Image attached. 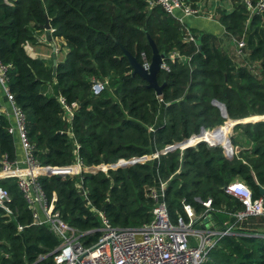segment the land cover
Here are the masks:
<instances>
[{
    "label": "trees",
    "instance_id": "16d2710c",
    "mask_svg": "<svg viewBox=\"0 0 264 264\" xmlns=\"http://www.w3.org/2000/svg\"><path fill=\"white\" fill-rule=\"evenodd\" d=\"M184 1L194 6L198 0ZM230 1L231 9L217 8L216 19L229 38L244 40L241 63L223 50L215 35L187 30L154 0H0V60L7 65L6 84L14 104L25 113L39 166L69 167L76 162L84 168L111 166L188 139V144L204 140L222 145L211 148L200 142L129 167L40 177L45 195L55 198L54 207L69 226L81 233L97 229L94 210H99L113 227L140 228L152 219L149 193L162 182L172 222L179 215L185 218L181 201L199 215L205 208L197 200L210 199L215 227L234 224L232 233L219 237L202 264H264V220L236 221L232 214L243 207L224 192L239 179L254 199L260 197L264 120L234 126L240 135L232 138L229 121L213 130L228 118L264 114V10L250 12L246 0ZM45 15L52 39L64 41L59 51L66 50L54 74L52 58L31 57L25 50L45 32ZM188 32L195 41L186 40ZM146 34L165 53L168 69L157 75L158 83L164 84L160 95L131 73L123 53V48L128 50L141 64L143 53L150 61ZM173 52L178 56L171 57ZM253 63L259 70L252 69ZM93 80L106 81L99 95L91 92ZM45 87L51 91L46 93ZM59 96L76 104L70 120L64 117ZM214 101L224 105L227 116ZM8 125L0 114V154L13 161L16 152ZM201 129L210 131L191 138ZM237 139L252 147L244 148ZM0 187L9 192L13 213L8 221L0 209V264H54L50 254L58 239L46 225L32 224L15 180H1Z\"/></svg>",
    "mask_w": 264,
    "mask_h": 264
},
{
    "label": "built area",
    "instance_id": "2783aa9c",
    "mask_svg": "<svg viewBox=\"0 0 264 264\" xmlns=\"http://www.w3.org/2000/svg\"><path fill=\"white\" fill-rule=\"evenodd\" d=\"M154 3L160 5L165 12L180 22L184 17H196L202 14L199 4L196 3L193 6L184 0H154ZM246 6L250 12L260 13L264 10V0H257L254 4L246 0ZM177 12L180 15H177ZM188 35L187 41H195L189 32ZM233 41L235 54L244 56V40L233 39ZM175 56H178L177 52L171 54V57ZM142 60V65L148 67L150 61L143 53ZM6 69L7 65L0 60V85L11 106L13 116L12 122L7 119L9 125L6 131L14 138V147L19 143L21 157L10 161L6 155L0 154V181L15 180L30 211L32 224L46 225L58 239L59 245L50 254L54 264H202L208 252L216 246L219 237L231 234L235 229L234 224L231 223L224 225L221 229L215 227L213 221L206 224L209 213L213 211L210 199L205 202L197 200L205 208V211L199 215L193 207L181 201L185 218L179 215L176 221L172 222L164 201L165 183L162 182H159L158 186L152 188L149 193L153 201L152 219L140 228L113 227L105 213L99 210H94L99 221L97 229L81 233L69 226L62 219L60 212L55 209V198L49 200L45 195L39 178L53 175L63 177L79 175L82 171L89 172L90 168L82 167L79 162L69 167H42L37 164L33 156L34 145L29 142L27 136L25 113L14 104L13 95L7 88ZM162 69H168L165 63L162 64ZM105 87V80H93L90 89L93 95H99ZM58 101L63 107L64 117L70 120L76 104H67L62 96L58 97ZM149 131L153 132V128L150 127ZM143 158L146 159L147 156L136 159L142 163ZM149 158L155 159L153 156ZM224 192L235 198L243 207L241 211L232 214L236 221L241 222L250 217L264 220L263 198L260 196L254 199L251 190L244 183L235 180L224 187ZM10 202L9 192L0 187V209L4 211L8 221H11L13 215L8 206ZM18 229L22 228L18 227ZM95 233L99 234L96 241L85 244V240L94 236Z\"/></svg>",
    "mask_w": 264,
    "mask_h": 264
},
{
    "label": "crops",
    "instance_id": "0c3cea01",
    "mask_svg": "<svg viewBox=\"0 0 264 264\" xmlns=\"http://www.w3.org/2000/svg\"><path fill=\"white\" fill-rule=\"evenodd\" d=\"M197 4L200 5V2L197 1ZM211 14H212V8H209V10L206 13L202 12V14L200 16L182 18V23L184 24V26L187 30H188V28H195L200 33H210V34L215 35L218 38V42H219L220 46L223 48V50L230 57H232L237 63L245 62V60H243L241 57H239L235 54V46H234L233 38H229L226 35L224 27L218 22V20L215 17H212ZM177 15H180V13L177 12ZM44 38H46L47 41L44 40ZM57 40L59 41V43L61 45L64 44L63 40H61V39H57ZM44 44H47V45L49 44L52 51H54L56 54V60L57 61L63 59V56H64L65 51H66L65 48L62 47V51L59 52V50L57 49V46H56L57 42H55L54 39H52V42H50L48 34L46 33V35H44L43 32L38 34L37 43H34V44L33 43H27L25 45V50L28 53V55L31 57L47 58L48 52L46 50H44L42 47V46H44ZM52 44H54V49L51 46ZM231 53L233 55H231ZM183 59L185 60V58H183ZM5 101H6V103H5ZM0 111H1V114H3L6 117V119H8V121L12 122V119H13L12 109H11L10 104L6 100L5 92H4L1 85H0ZM158 120L162 121L161 115L158 117ZM192 147H193V145H192ZM15 152H16V157L20 158L21 157V151H20L18 144H16ZM17 152H18V154H17Z\"/></svg>",
    "mask_w": 264,
    "mask_h": 264
},
{
    "label": "water",
    "instance_id": "95a60500",
    "mask_svg": "<svg viewBox=\"0 0 264 264\" xmlns=\"http://www.w3.org/2000/svg\"><path fill=\"white\" fill-rule=\"evenodd\" d=\"M42 28H43V30L48 32L49 40H50V42H52V37L49 34L51 32V26H50L49 18L47 15H45V21L42 25ZM146 37H147L148 45L150 46V49H151L150 62H149L148 67L143 66L136 59L135 56L131 55L130 52L124 48H123V53L127 57L129 65L132 69L131 73L132 74H138L139 76H141L147 82L146 86L149 88H152L155 91L156 95H160L161 91H162V87L164 84L158 83L157 75H158L159 71L162 69V64L164 63V59H165V53L159 51L155 41L149 36V34H146ZM51 46L54 49V44H52ZM51 58H52V74H54L55 70H56V63H57L56 54L54 51L51 55ZM214 103L220 107L222 114L224 116H227L226 109H225L224 105L219 103V102H216V101H214ZM249 117H247V118H249ZM253 117H255V116H253ZM254 119H255V121L264 120V116H262V117L256 116V118H254ZM227 120L233 126L242 124L241 119H230V118H228ZM246 122H250L249 119ZM217 128H219V127H215L214 129H217ZM205 133H206V130L201 129V131L198 135L192 136L191 138H199ZM188 141H189V139L185 140L181 143H177L173 146L166 147L163 151L156 153L155 158L158 157V154H164L166 152H172L175 149H180L181 147H183V149H185L187 147H192V145H189L187 143ZM200 142H204V143L208 144V146L211 148L219 147V145L217 143L216 144H209L207 141H204V140H198L196 142V144H198ZM136 163H139V161L137 159H132V160L128 161L127 164L126 163L122 164L121 166H118L117 168L129 167V166H132ZM109 169H111V168H109ZM89 170H90L89 172H92L91 170H95L94 173L99 171L98 169H95L93 167L90 168ZM50 175H52V174H50ZM259 195L261 197L264 196V188L263 187H259Z\"/></svg>",
    "mask_w": 264,
    "mask_h": 264
},
{
    "label": "rangeland",
    "instance_id": "374dc122",
    "mask_svg": "<svg viewBox=\"0 0 264 264\" xmlns=\"http://www.w3.org/2000/svg\"><path fill=\"white\" fill-rule=\"evenodd\" d=\"M199 2H200V6H201V8H202V12L203 13H206L208 10H209V8H212V17H215L216 18V11H217V8H226V9H231V7H232V2L230 1V0H198ZM44 33V35H46V31L45 32H43ZM44 40H46L47 41V39L46 38H44ZM54 41L55 42H57V49L58 50H61V44L59 43V41L56 39V38H54ZM43 47V49L44 50H46L47 52H48V56H47V59L48 60H51V54L53 53V51H52V49H51V47L49 46V44L47 45V44H44V46H42ZM60 52V51H59ZM231 55H233L232 53H231ZM241 59V58H240ZM251 67H252V69L253 70H255V71H257V69L259 70V68H258V65H257V63H253L252 65H251ZM43 90L44 91H46V93H49L50 91H51V89H50V87H45V88H43ZM5 103H6V101H5ZM253 116H259V117H262V116H264V114L263 115H253ZM252 116V117H253ZM251 116L249 117V118H244V119H241L242 120V124H245V122L249 119V121L250 122H254L255 121V119L254 118H252ZM227 122H228V120H226L225 122H224V124L223 125H220V126H217V127H222V126H224L225 124H227ZM215 127H213V129H214ZM210 131V130H209ZM208 130H206V132H209ZM238 134V135H237ZM231 138L232 137H234V136H239L240 135V131L238 130V131H235L234 130V126L232 125V127H231ZM230 138V140H232ZM191 139V138H190ZM13 141H14V138H13ZM237 141H240V142H242L241 144L242 145H244V148H251L252 147V145L251 144H244V141H241L240 139H237ZM15 143H17V139L15 138ZM19 144V143H18ZM191 145H193V146H195L194 145V143H192ZM220 147H222V145H219ZM15 149H16V146H15ZM183 149V147H181L180 148V150H182ZM163 151V150H162ZM17 154H18V152H17ZM155 157L156 156V154H154V155H151L150 157ZM158 156H159V154H158ZM150 160V158H149V156H147V158L145 159V158H143L142 160H141V162L143 163V162H147V161H149ZM127 164L128 163V161L126 162V161H119L117 164H114V165H111V166H100V167H94L95 169H98V170H101V171H103V172H106V170L107 169H109V168H111V169H116L118 166H121L122 164ZM97 170V171H98ZM92 172H87V173H94V171L95 170H91ZM238 181H240V182H242L241 180H239V179H237ZM82 196H86V192H83V194H82ZM209 221H212V218L210 217V216H208V218L206 219V221L205 222H207L206 224H208V222ZM226 223H228V222H226Z\"/></svg>",
    "mask_w": 264,
    "mask_h": 264
}]
</instances>
